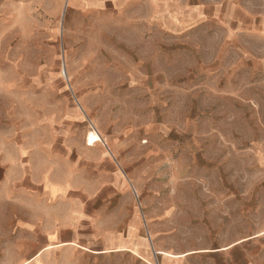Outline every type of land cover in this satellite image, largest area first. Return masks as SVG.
<instances>
[{
  "label": "rangeland",
  "instance_id": "rangeland-1",
  "mask_svg": "<svg viewBox=\"0 0 264 264\" xmlns=\"http://www.w3.org/2000/svg\"><path fill=\"white\" fill-rule=\"evenodd\" d=\"M20 1L0 0V142L30 113L50 141L94 127L122 163L123 230L177 264H264V0Z\"/></svg>",
  "mask_w": 264,
  "mask_h": 264
},
{
  "label": "crops",
  "instance_id": "crops-1",
  "mask_svg": "<svg viewBox=\"0 0 264 264\" xmlns=\"http://www.w3.org/2000/svg\"><path fill=\"white\" fill-rule=\"evenodd\" d=\"M18 4L15 13L33 6L31 0ZM59 107L57 126L81 129L79 112L73 108L61 116ZM39 113L37 118L30 113L23 129L14 127L12 139L0 142V264H81L80 258L91 264L114 255L136 264H177L138 226L122 229L131 206L121 201L128 193L117 171L122 163L114 157L116 147L87 146L84 132L80 141L65 132L50 141L49 118ZM249 219L256 224V214ZM139 220L143 226L144 218L132 213V222Z\"/></svg>",
  "mask_w": 264,
  "mask_h": 264
},
{
  "label": "built area",
  "instance_id": "built-area-1",
  "mask_svg": "<svg viewBox=\"0 0 264 264\" xmlns=\"http://www.w3.org/2000/svg\"><path fill=\"white\" fill-rule=\"evenodd\" d=\"M97 133L98 131L94 127H91L90 132L87 133V136L85 139L87 146H93L96 143H102Z\"/></svg>",
  "mask_w": 264,
  "mask_h": 264
}]
</instances>
